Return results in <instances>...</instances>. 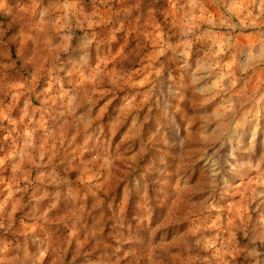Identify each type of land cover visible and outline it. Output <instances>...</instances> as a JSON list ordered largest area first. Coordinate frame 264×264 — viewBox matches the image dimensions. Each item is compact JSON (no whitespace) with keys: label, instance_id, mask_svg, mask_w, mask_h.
Returning a JSON list of instances; mask_svg holds the SVG:
<instances>
[{"label":"rangeland","instance_id":"1","mask_svg":"<svg viewBox=\"0 0 264 264\" xmlns=\"http://www.w3.org/2000/svg\"><path fill=\"white\" fill-rule=\"evenodd\" d=\"M0 264H264V0H0Z\"/></svg>","mask_w":264,"mask_h":264}]
</instances>
